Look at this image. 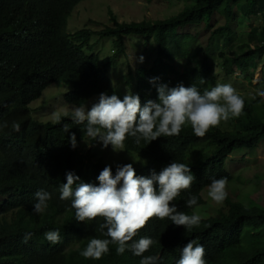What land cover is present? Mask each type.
I'll return each instance as SVG.
<instances>
[{
    "label": "trees",
    "instance_id": "16d2710c",
    "mask_svg": "<svg viewBox=\"0 0 264 264\" xmlns=\"http://www.w3.org/2000/svg\"><path fill=\"white\" fill-rule=\"evenodd\" d=\"M82 1L0 0V125H7L0 127V264H140L141 257L130 251L118 255L114 245L99 260L80 255L91 238H106L98 232L103 218L76 221L71 201L59 199L66 174L75 172L83 181L98 184L96 177L104 167L111 165L115 174L117 165L128 163L107 164L92 150L82 152L79 144L88 137L80 130L83 125L72 122L71 113L61 114L56 123L33 118L31 105L49 87L59 81L69 83L73 90L66 100L78 106L101 92L114 94L107 73L127 54L143 104L157 99L148 82L152 77H160L170 87L183 83L195 84L201 92L210 90L211 59L216 53L228 75L254 74L264 63V0H184V7L165 19L114 21L103 29L87 26L73 34L68 32L69 18ZM217 17L224 23L216 24ZM208 31L203 45L202 34ZM129 37L144 40L149 66L133 69ZM106 38L113 39L115 54L102 60L97 43ZM201 52L204 57L199 59ZM240 95L245 100L241 116L220 121L203 137L186 125L176 136L139 145L127 137L120 146L146 161L145 167L134 166L137 175L159 172L175 160L191 167L195 177L191 188L182 190L173 203L179 211L199 215L198 226L186 231L168 218L152 217L134 237L154 239L144 255L158 256L159 264H176L190 240L203 245L206 264H264L262 203L236 199L229 192L217 212L201 214L210 205L206 195L211 180L227 177L231 185L243 182L229 164L240 150L264 145V96ZM14 124L20 125L19 131ZM65 124L77 136L75 149L63 131ZM41 188L52 193V199L46 211L37 214L34 194ZM189 193L198 198L193 208L185 205ZM56 229L61 239L51 244L44 233ZM26 234L31 238L25 240Z\"/></svg>",
    "mask_w": 264,
    "mask_h": 264
},
{
    "label": "clouds",
    "instance_id": "9594fccd",
    "mask_svg": "<svg viewBox=\"0 0 264 264\" xmlns=\"http://www.w3.org/2000/svg\"><path fill=\"white\" fill-rule=\"evenodd\" d=\"M139 61L142 63L144 57L140 56ZM133 69L137 68L133 66ZM131 79L135 88L136 79ZM109 80L114 94L101 92L90 107L80 105L71 113L72 122L83 125L80 130L105 149L111 145L115 150L123 145L127 137L134 138L137 145L141 142L150 144L160 137L179 135L186 125L191 126L196 136L203 137L210 127L220 121L241 116L245 105L244 98L231 84H217L201 92L195 84L186 87L180 83L170 87L160 77H152L148 82L156 89L157 99H149L142 104L136 90L134 94L123 96L114 90L110 77ZM257 91L264 96V89ZM13 127L16 131L20 130L19 124ZM70 130L69 125L63 126V131L69 135L68 142L75 149L78 146L77 136ZM194 179L191 167L175 160L159 172L152 170L148 176L137 175L132 163L117 165L115 174L112 166L108 165L96 177L98 184L87 183L75 172H68L67 182L59 188V199L71 201L70 207L75 209L77 222L102 217L98 232L106 237L91 238L80 255L85 259L99 260L109 252V245H114L118 255L130 251L141 257L140 264H159L158 256L144 255L154 245V239L134 237L152 217L160 220L168 218L172 224L183 226L186 231L198 226L201 222L199 215L179 211L173 203L182 190L191 188ZM227 184V177L211 180L207 194L212 201L220 204L226 200ZM34 195L33 211L43 214L52 193L41 188ZM197 204V196L189 193L186 207L193 208ZM30 238L31 234H26L25 240ZM44 238L51 244H57L61 233L58 229L49 230L44 233ZM204 254L203 245L190 240L182 247L176 264H206Z\"/></svg>",
    "mask_w": 264,
    "mask_h": 264
},
{
    "label": "rangeland",
    "instance_id": "374dc122",
    "mask_svg": "<svg viewBox=\"0 0 264 264\" xmlns=\"http://www.w3.org/2000/svg\"><path fill=\"white\" fill-rule=\"evenodd\" d=\"M184 5V0H84L70 16L68 32L74 34L87 26L94 30L103 29L114 21L165 19L177 14ZM112 18L113 21H111ZM215 22L216 24L218 22L224 23V19L217 17ZM258 23L259 21L254 19L253 24L257 25ZM245 28L248 29V23L246 22ZM208 35H210L209 31L203 33L200 43L204 45L207 42ZM126 42L128 51L132 57L133 66L135 68L149 66L148 63L151 60L147 61L149 59L144 54H148L147 47L144 46V40L129 37ZM97 44V47L101 48L102 60L114 56L113 39L106 38ZM196 47V49H199V45H196ZM220 50L217 49V52H220ZM199 54L198 58L202 59L204 52ZM217 54L211 59L213 65L212 75L214 77L213 87L217 84H231L239 94L247 93L248 97L259 95L257 90L264 89L263 62L255 70L254 74L251 72L245 74L237 71L238 75H228L222 68ZM140 56L144 57L142 63L139 61ZM190 65L192 66V64ZM108 75L112 81L114 90L123 96L134 94L135 82L130 77V59L127 57V54L119 57L117 64L109 70ZM71 90H73V87L65 81H59L49 87L43 96L31 105L32 117L43 122L56 123L57 118L61 114L72 113V110L78 107V105L70 104L66 100V94ZM95 100L96 96L83 105L90 107ZM257 101L262 103V99H258ZM79 149L82 152L92 150L96 154V158L102 159L107 164L127 162L132 163L136 168L145 167L147 164L140 156L127 152L120 146H117L115 150L111 145L105 149L102 144L96 143L89 137L79 144ZM228 168L232 173L240 175L243 178V182L235 181L232 182V185L228 184L227 192L234 195L236 199L239 197L238 199L245 200L246 202L256 200L264 205V145L252 150H240L239 153L235 154L234 160L231 161ZM206 196L210 201V205L201 211L202 216L207 213L217 212L224 204V202L217 204L211 200L208 194Z\"/></svg>",
    "mask_w": 264,
    "mask_h": 264
}]
</instances>
